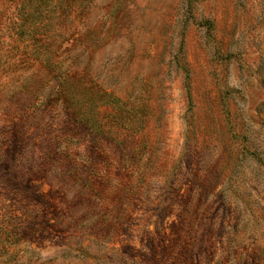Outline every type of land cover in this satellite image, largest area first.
<instances>
[{
    "label": "rangeland",
    "instance_id": "374dc122",
    "mask_svg": "<svg viewBox=\"0 0 264 264\" xmlns=\"http://www.w3.org/2000/svg\"><path fill=\"white\" fill-rule=\"evenodd\" d=\"M0 264H264V0H0Z\"/></svg>",
    "mask_w": 264,
    "mask_h": 264
},
{
    "label": "trees",
    "instance_id": "16d2710c",
    "mask_svg": "<svg viewBox=\"0 0 264 264\" xmlns=\"http://www.w3.org/2000/svg\"><path fill=\"white\" fill-rule=\"evenodd\" d=\"M34 1H35V6H36L37 10H39L40 7L44 6V0H34ZM34 11H35V9L33 10V12H34ZM35 12H37V11H35ZM20 15H21V17L26 16V14H25V9H23V10L20 12Z\"/></svg>",
    "mask_w": 264,
    "mask_h": 264
}]
</instances>
